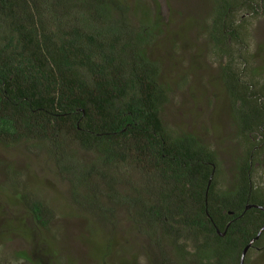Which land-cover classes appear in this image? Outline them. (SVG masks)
<instances>
[{
	"label": "trees",
	"instance_id": "trees-1",
	"mask_svg": "<svg viewBox=\"0 0 264 264\" xmlns=\"http://www.w3.org/2000/svg\"><path fill=\"white\" fill-rule=\"evenodd\" d=\"M214 3L209 37L226 59L221 80L244 147L230 192L216 190L210 146L164 121L170 89L152 54L164 27L158 5L154 20L143 10L134 25L128 0H0V145L43 151L89 223L113 227L109 241L119 206L134 211L130 220L145 224L154 242L165 232L186 253L169 264H241L264 228V192L254 179L264 166V67L254 68L237 20L241 8L256 13L264 0ZM12 186L35 228L49 231L57 213ZM25 234L36 254L41 244ZM253 245L245 264L261 242ZM22 255L11 264H46Z\"/></svg>",
	"mask_w": 264,
	"mask_h": 264
},
{
	"label": "rangeland",
	"instance_id": "rangeland-1",
	"mask_svg": "<svg viewBox=\"0 0 264 264\" xmlns=\"http://www.w3.org/2000/svg\"><path fill=\"white\" fill-rule=\"evenodd\" d=\"M128 2L134 25L143 18V10L154 20L156 6L159 7L163 35L152 54L161 69L163 82L170 89V101L163 115L165 123L208 144L219 164L216 190L233 191L244 147L239 143L229 97L221 80L226 59L213 49L209 37L215 0ZM256 9V13L253 10L248 13L247 8H241L237 20L245 22L244 37L248 44L245 50L249 51L246 53L256 61L254 68L261 69L264 67V9ZM260 80L264 84V74ZM263 170L264 166L255 167L254 179L264 192ZM13 182L21 185L20 194L39 198L57 213L49 231L37 230L28 219ZM131 213L134 211L125 206L115 208V241H109L107 237L113 236V227L102 232L99 225L89 223V215L74 204L69 185L59 179L43 151L24 143L11 148L0 145V260L11 264L16 256L25 254L44 256L46 264L51 260L45 256H58L62 264L160 263L159 257L153 256L158 251L149 242L146 225L139 226L130 220ZM26 230L34 232L35 240L41 244L36 254ZM158 235L162 237V245L166 244V251L172 252L165 241V232L159 231ZM263 246L264 241L260 248L252 250L248 264H264Z\"/></svg>",
	"mask_w": 264,
	"mask_h": 264
},
{
	"label": "flooded vegetation",
	"instance_id": "flooded-vegetation-1",
	"mask_svg": "<svg viewBox=\"0 0 264 264\" xmlns=\"http://www.w3.org/2000/svg\"><path fill=\"white\" fill-rule=\"evenodd\" d=\"M262 236L263 235L261 234L260 238L258 239V241L261 242V243L264 241V238H262ZM261 238H262V240H261ZM170 240H171L170 238L167 240L168 248H171V250H172L173 253L172 252H169L168 250L166 251V249H167L166 244H163L162 245V242L161 241L159 243L154 242L153 240L149 241L150 243H152V245H155L156 246V250L158 251L157 254H153V256H158L159 257V260L163 261V264H169V262H170L169 260L170 259L172 260L173 257H176V256L178 257L179 256V258L182 259L181 257L186 256V253L184 252V248L181 247V246H179V248L177 250L175 246L174 247L171 246ZM179 245H184V244H183V242L180 244V241H179ZM163 247H166V248H163ZM258 248H260V247H258ZM24 256H26V255L24 254Z\"/></svg>",
	"mask_w": 264,
	"mask_h": 264
},
{
	"label": "water",
	"instance_id": "water-1",
	"mask_svg": "<svg viewBox=\"0 0 264 264\" xmlns=\"http://www.w3.org/2000/svg\"><path fill=\"white\" fill-rule=\"evenodd\" d=\"M211 182V181H210ZM210 185V183H209ZM252 206H248L247 210H249ZM260 209L264 210V208ZM264 228L260 231V233L256 236V238L252 239L250 241V243L246 246V248L244 249L243 253H242V257H241V264H245V258L247 256V253L249 252V250L251 249V247L253 246V244L256 242V240H258L263 232ZM221 236H224V234H222Z\"/></svg>",
	"mask_w": 264,
	"mask_h": 264
}]
</instances>
